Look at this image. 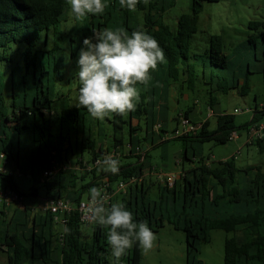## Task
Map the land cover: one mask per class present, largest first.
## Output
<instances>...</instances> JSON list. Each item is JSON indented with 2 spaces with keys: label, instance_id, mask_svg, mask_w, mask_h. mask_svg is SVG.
<instances>
[{
  "label": "trees",
  "instance_id": "obj_1",
  "mask_svg": "<svg viewBox=\"0 0 264 264\" xmlns=\"http://www.w3.org/2000/svg\"><path fill=\"white\" fill-rule=\"evenodd\" d=\"M105 2L108 7L103 14L80 20L70 14L69 0H0V62L10 56L21 57L11 69L7 96L0 73V154L7 161L6 172L0 170V188L15 192L23 204L21 208L0 204L3 216L13 209L0 230V245L7 249L6 264H118L107 243L109 228L80 221L77 207L94 186L113 192L107 204L124 203L134 220L147 221L153 232L163 227L164 221L182 230L185 264H203L198 257L199 243L208 242L207 232L213 229L234 233L224 241L223 264H264V169L238 168L233 158L211 163L200 152L202 143L230 142L232 131L239 134L238 129L245 131L264 117L263 103L260 110L249 108L252 118L236 126L234 114L214 113L218 102L212 95L229 88L247 95L253 72L262 74L264 86V20L249 21L251 34L243 44V60L236 61L233 52L226 54L220 35L210 37L204 55L207 60H198L190 55L193 17L201 12L204 2L215 0H191L189 14L177 19L174 31L160 20L173 0H139L134 11L121 8L119 0ZM69 15L74 26L63 34ZM118 27L129 34L146 31L166 56L167 62L151 72L149 84L137 85L140 101L136 109L126 115L109 114L102 120L79 105L62 108L56 115L51 102L56 82L64 79L66 59L78 57L83 39L92 37L93 30ZM67 42L75 46L69 52L63 49ZM198 82L208 86L206 108L215 116V126L211 128L209 119L193 120V108H187L176 114L174 121L179 126L182 118L196 129L178 136H173L176 128L165 132L162 119L171 85L194 91ZM78 89L79 85V93ZM140 124L145 127L143 133H138ZM157 125L158 130L154 128ZM176 139L184 145L179 159L183 176L172 187L154 184L157 199L149 198L153 187L147 183L149 178L116 191L120 182L139 180L151 171V149ZM109 154L120 160L118 174L105 171L98 163ZM49 171L50 175H44ZM16 175L32 181L27 194L15 186ZM40 190H44L42 201ZM25 197H34L38 203L26 205ZM46 199L72 203L63 224L38 210ZM65 225L70 234L63 232ZM87 226L89 233L83 229ZM140 259L136 243L119 264H140Z\"/></svg>",
  "mask_w": 264,
  "mask_h": 264
},
{
  "label": "rangeland",
  "instance_id": "obj_2",
  "mask_svg": "<svg viewBox=\"0 0 264 264\" xmlns=\"http://www.w3.org/2000/svg\"><path fill=\"white\" fill-rule=\"evenodd\" d=\"M191 0H173L170 8L161 15L160 20L168 25L171 30L177 27V19L182 14H189ZM195 25V33L190 39V55L196 56L198 60H207L205 58L206 51H209V39L213 35H220L223 40V46L226 54L235 53V60H243L245 58L244 42L248 39L251 31L247 29L249 21L264 20V0H215V2H204L202 10L193 17ZM74 26L71 15L68 16V22L62 28V33L66 34L69 28ZM63 49L67 52L73 50L75 46L70 43L63 45ZM221 57V56H220ZM8 61L0 62V73L4 84L5 96L10 92V75L11 69L21 61L19 56H10ZM77 60L66 59L63 70L64 79L55 84V96L51 102V110L59 115L62 108L78 106V95L76 90L79 81L75 73L78 71ZM245 63V62H244ZM254 69V68H252ZM251 91L241 96L237 89L229 88L227 92H218L212 94L217 98L218 104L213 107L216 114H232L234 108L242 110L239 114L234 115V123L240 126L248 122L250 114L247 109H252L256 103L264 99V86L262 74L253 72L250 75ZM242 81V79H240ZM173 86V89L171 88ZM169 88V96L167 98V110L163 113L162 122L163 129L167 133H171L175 128L179 129L181 124L176 125L174 117L180 111L187 108H193L191 118L195 121L209 119L210 126H215V116L206 108V89L208 86L197 83L194 91L181 88L175 83ZM255 97V98H254ZM195 101L198 103L195 105ZM48 118V115H46ZM182 120V119H181ZM134 122V121H133ZM142 129L138 133H143L145 127L140 124ZM158 130V127H156ZM239 137L225 144H218L215 141H207L201 144V156L208 158L211 163L233 158V162L237 167H245L250 164H257L264 161V156L258 154L254 146H241L244 142V129H238ZM183 142L180 139L170 140L165 144H160L149 151L151 157V165L154 170L147 173L151 186L158 183L157 181L165 178V173L175 172L174 161L181 159L183 156ZM145 149L148 147L145 146ZM170 168H166L165 166ZM79 175V173H76ZM159 175V176H158ZM161 176V177H160ZM160 179V180H159ZM15 186L25 194L28 193L32 181L26 177L16 175L13 179ZM44 197V190H40L39 197ZM157 187L153 186L149 191L150 199H157ZM43 200V199H42ZM41 200V201H42ZM26 205L36 204L34 197H25ZM19 207V205H13ZM41 207V203L39 205ZM38 206V207H39ZM8 211L6 216L0 214V230L5 223L8 222L11 212ZM5 222V223H4ZM60 229V228H59ZM84 232L89 233L90 228L83 227ZM157 235L155 246L152 250L145 252L141 249L140 264H185V234L182 230L174 229L167 221L163 222V227L154 232ZM208 242L199 243L198 257L203 264H223V248L224 241L227 238L234 237V233H226L222 230L213 229L207 232ZM240 234V232H238ZM4 250L5 252H2ZM6 247L0 245V264L7 263Z\"/></svg>",
  "mask_w": 264,
  "mask_h": 264
},
{
  "label": "clouds",
  "instance_id": "obj_3",
  "mask_svg": "<svg viewBox=\"0 0 264 264\" xmlns=\"http://www.w3.org/2000/svg\"><path fill=\"white\" fill-rule=\"evenodd\" d=\"M139 0H119L121 8L134 11ZM70 14L76 19L101 15L108 4L105 0H69ZM78 53L75 73L79 81L78 104L93 118L102 120L109 114L126 115L136 109L140 101L137 85L147 86L151 72L158 64L166 63V56L159 42L146 31L129 34L123 27L93 30L92 37L83 39ZM101 163L112 174L120 171V160L109 154ZM85 212L88 219L107 227V243L111 255L118 262L138 243L145 252L152 250L157 235L147 221L136 222L133 213L120 201L106 203L103 189L91 187L87 193ZM65 225L63 232L70 234Z\"/></svg>",
  "mask_w": 264,
  "mask_h": 264
},
{
  "label": "built area",
  "instance_id": "obj_4",
  "mask_svg": "<svg viewBox=\"0 0 264 264\" xmlns=\"http://www.w3.org/2000/svg\"><path fill=\"white\" fill-rule=\"evenodd\" d=\"M242 112V110L238 108L233 109L232 114H239ZM248 113H251L249 109H247ZM212 114V112H210ZM182 119V118H181ZM180 119V128L174 133L173 136H178L181 135L185 132L193 131L196 129V127L191 126L187 120ZM159 127L158 125L155 126L154 128ZM245 134V143L246 144H254L256 142H262L264 143V119L262 121H258L255 123H252L248 125V127L244 131ZM239 137L238 132L232 131L228 137L229 141L235 140ZM164 138V137H163ZM174 166H175V172L172 171L170 174L165 173V178L163 180L157 181L160 183L162 186H167V187H172L174 182L179 179L181 176H183V171L180 169V160L176 159L174 161ZM7 168V161L4 157L3 154H0V170L2 172H6ZM154 170L153 166L151 167V171L147 173H151ZM143 175L139 180L135 178H131L128 180L126 183L120 182L116 186V191H124L128 186L135 184L137 181H143L145 177L148 176V174ZM51 172H45L44 175L48 176L50 175ZM19 176V175H18ZM159 176V175H158ZM161 177V176H160ZM160 180V179H159ZM104 194L107 196V201L108 203L109 199L112 197L113 192H106L105 190ZM87 201V200H86ZM86 201H82L79 203L77 207V211L80 216V221L82 223H90L91 221L88 219L87 213L85 212V207H86ZM0 204L5 205L6 207H10L13 205H19V208L23 206L21 202V198L17 196L15 192L12 190L6 188H0ZM18 207V206H17ZM72 203H70L68 200H63V199H46L44 200V203L41 205V207H38V210H41L42 212H48L51 215H53L54 221L63 224L64 223V215H68L70 211L72 210Z\"/></svg>",
  "mask_w": 264,
  "mask_h": 264
},
{
  "label": "crops",
  "instance_id": "obj_5",
  "mask_svg": "<svg viewBox=\"0 0 264 264\" xmlns=\"http://www.w3.org/2000/svg\"><path fill=\"white\" fill-rule=\"evenodd\" d=\"M263 103H264V99L262 101H259V103H256L252 109L254 110V109L257 108L258 110H260L262 108ZM249 114H250V117H249V120H250L252 118V114L253 113H249ZM263 119H264V117L260 118L258 121L263 120ZM241 146H244V147L254 146L256 148V150L258 151V154L264 156V143H260V144H246L245 143V138H244V142L242 143ZM163 166H165L166 168H170L169 166H166V165H163ZM250 166H252V167H261L262 169H264V161H262L260 163H257V164H250V165H247L245 167H238V168H246V167H250ZM66 167H68V166H66Z\"/></svg>",
  "mask_w": 264,
  "mask_h": 264
}]
</instances>
